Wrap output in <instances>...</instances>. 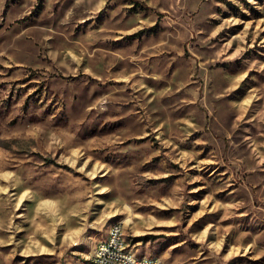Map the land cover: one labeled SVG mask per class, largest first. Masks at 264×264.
<instances>
[{"label": "rangeland", "instance_id": "rangeland-1", "mask_svg": "<svg viewBox=\"0 0 264 264\" xmlns=\"http://www.w3.org/2000/svg\"><path fill=\"white\" fill-rule=\"evenodd\" d=\"M138 1L0 0V264H88L117 221L195 264L228 192L264 208V0Z\"/></svg>", "mask_w": 264, "mask_h": 264}, {"label": "crops", "instance_id": "crops-1", "mask_svg": "<svg viewBox=\"0 0 264 264\" xmlns=\"http://www.w3.org/2000/svg\"><path fill=\"white\" fill-rule=\"evenodd\" d=\"M228 105L229 103L223 100V106ZM212 107L213 114L215 115V118L213 120L214 125L216 126V124L220 123L222 129L226 130L227 126L230 123V119L225 118L223 113L222 117L226 119L228 123H223L222 121L218 120V110L215 109L214 106ZM196 113L198 121L200 122L201 120H203L201 112ZM257 181L260 186L257 192L262 193V183L264 184V172L261 173L259 177H257ZM228 193H232L234 195V199L232 200L236 201H232L233 204L230 206L221 207V210L223 211L220 220L231 223V225H229L231 226V236L230 238L226 236L225 240L224 238H221L220 240L218 236L214 237L212 234V236L209 237V241L213 246L215 245V247L209 248V250L207 251V249L200 244L199 247L194 250L195 255L193 257H195V260L193 261V263L195 264H207V261L205 259L206 257H210L208 264H230L231 261L239 262L240 259H243L241 256H245L246 253L253 252L255 257L263 254L261 244L262 240L264 239V229H262L261 225H264V208H262L263 206H256L249 202V200H251L249 198H253V193L255 195V190L253 191V193L249 192L247 191V188L241 184V186L237 187L234 190H231ZM246 197H248V199ZM246 222L250 224L252 228L257 229V232L253 233L252 238L246 237V235H243L240 232L241 227L246 226Z\"/></svg>", "mask_w": 264, "mask_h": 264}, {"label": "built area", "instance_id": "built-area-1", "mask_svg": "<svg viewBox=\"0 0 264 264\" xmlns=\"http://www.w3.org/2000/svg\"><path fill=\"white\" fill-rule=\"evenodd\" d=\"M119 226L112 235H107L103 239V245L95 246L92 256L94 264H161V259L153 260L152 258L149 262L130 261L128 257V249H131L130 244L128 243V248H121L116 239V231H118Z\"/></svg>", "mask_w": 264, "mask_h": 264}, {"label": "bare ground", "instance_id": "bare-ground-1", "mask_svg": "<svg viewBox=\"0 0 264 264\" xmlns=\"http://www.w3.org/2000/svg\"><path fill=\"white\" fill-rule=\"evenodd\" d=\"M117 226H119L118 231H116L117 242H119L121 248H128V241L125 236V228L121 222L119 221L114 222L110 227V231L108 235H112L114 230H116ZM98 245H103V240H101ZM128 257L130 261H134V262H149L150 258H152L153 260H160L158 258L148 256V255H138L132 249H128ZM88 264H94V259L91 258ZM161 264H164V263L161 261Z\"/></svg>", "mask_w": 264, "mask_h": 264}, {"label": "trees", "instance_id": "trees-1", "mask_svg": "<svg viewBox=\"0 0 264 264\" xmlns=\"http://www.w3.org/2000/svg\"><path fill=\"white\" fill-rule=\"evenodd\" d=\"M134 2L136 3V4H141L138 0H134ZM141 6L143 7V8H146L147 6H145V4H141Z\"/></svg>", "mask_w": 264, "mask_h": 264}]
</instances>
